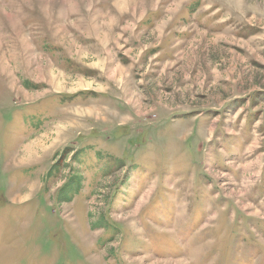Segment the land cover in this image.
<instances>
[{"label": "rangeland", "instance_id": "374dc122", "mask_svg": "<svg viewBox=\"0 0 264 264\" xmlns=\"http://www.w3.org/2000/svg\"><path fill=\"white\" fill-rule=\"evenodd\" d=\"M0 264H264V0H0Z\"/></svg>", "mask_w": 264, "mask_h": 264}]
</instances>
